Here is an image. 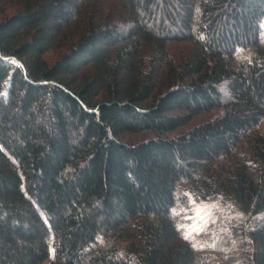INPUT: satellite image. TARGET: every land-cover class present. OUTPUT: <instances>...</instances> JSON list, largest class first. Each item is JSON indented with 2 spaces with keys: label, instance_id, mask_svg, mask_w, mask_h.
I'll use <instances>...</instances> for the list:
<instances>
[{
  "label": "trees",
  "instance_id": "16d2710c",
  "mask_svg": "<svg viewBox=\"0 0 264 264\" xmlns=\"http://www.w3.org/2000/svg\"><path fill=\"white\" fill-rule=\"evenodd\" d=\"M263 120L264 0H0V264H264Z\"/></svg>",
  "mask_w": 264,
  "mask_h": 264
},
{
  "label": "rangeland",
  "instance_id": "374dc122",
  "mask_svg": "<svg viewBox=\"0 0 264 264\" xmlns=\"http://www.w3.org/2000/svg\"><path fill=\"white\" fill-rule=\"evenodd\" d=\"M258 128L264 131V120ZM177 229L200 252L203 263L231 264L239 259L230 222L238 214L217 200L190 199L172 210Z\"/></svg>",
  "mask_w": 264,
  "mask_h": 264
}]
</instances>
